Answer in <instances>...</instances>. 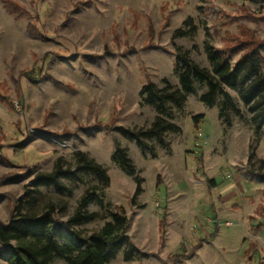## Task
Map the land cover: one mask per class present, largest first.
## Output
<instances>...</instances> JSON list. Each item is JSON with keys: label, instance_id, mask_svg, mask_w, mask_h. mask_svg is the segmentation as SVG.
<instances>
[{"label": "rangeland", "instance_id": "rangeland-1", "mask_svg": "<svg viewBox=\"0 0 264 264\" xmlns=\"http://www.w3.org/2000/svg\"><path fill=\"white\" fill-rule=\"evenodd\" d=\"M188 17L194 33L174 36ZM205 42L232 47L233 61L246 42L257 47L264 62V5L0 0V224L28 191L39 209L66 202L65 211L53 215L60 225L55 235L61 242L75 240L61 223L83 192L95 186L87 209L101 217L73 226L86 239L75 240L76 245L89 243L109 210L122 208L126 245L147 254L123 261L120 250L107 264H264V209L263 215L253 213L256 204L250 202L252 197L264 207V125L256 132L240 103L242 117L229 114L226 121L219 115L220 97L212 106L201 102L206 85L196 82L181 108L168 103L171 117L163 115L178 131L139 135L140 147L119 130L150 127L156 112L142 103L139 91L149 82L178 85L177 47L209 68ZM118 146L142 179L136 196L133 177L111 159ZM77 150L105 168L107 186L80 173L81 182L61 178L70 193L58 194L52 185L34 191L28 185L36 172L52 170L58 157L73 168ZM225 190L234 195L221 203L217 197ZM9 250L0 246V264H7Z\"/></svg>", "mask_w": 264, "mask_h": 264}, {"label": "trees", "instance_id": "trees-1", "mask_svg": "<svg viewBox=\"0 0 264 264\" xmlns=\"http://www.w3.org/2000/svg\"><path fill=\"white\" fill-rule=\"evenodd\" d=\"M249 1L264 5V0ZM182 24V27L175 29L174 36L184 37L194 33L195 27L191 24V18L188 17ZM184 26H188V29ZM240 45L242 51L233 61L230 56L232 47L217 48L205 42L204 52L209 68L198 65L189 57V51H181L177 47L175 70L178 85L174 86L167 80H163V85L160 87L153 82L144 84L139 91L142 103L152 106L156 116L146 131L133 132L129 128L119 127L121 133L125 137L134 139L141 147L143 143L138 138L139 135L153 133L160 136L164 132L178 131V126L163 115L171 117L168 103L181 108L187 94L195 91L196 82L206 85V90L199 94L201 102L212 106L220 97L219 115L226 121H229V114L242 117V106L250 114L249 121L258 132L264 125L263 57L257 47L249 46L246 42H241ZM230 90L234 91L236 96H233ZM198 117L200 116H194L193 119L196 121ZM253 156L252 150L249 158ZM72 157L75 163L73 168L69 163L64 167L62 158L58 157L52 170L36 172L28 185L34 191H37L40 185H52L58 194H63L70 193L71 190L61 182V178L81 182L83 175H91L101 184V188L109 184L105 168L88 157L85 152L77 150L73 152ZM111 159L125 174L133 177L136 184L134 195L140 194L142 179L136 174L135 166L126 149L118 146ZM95 189V186L86 189L67 220L61 223L71 231L76 241L82 243L86 239L81 238L78 231L72 228L74 225L101 217L96 211L87 209V205L96 193ZM65 209L66 202H61L59 205L47 202L39 209L33 196L25 191L24 197L18 199L16 208L8 221L0 224V246L10 249L6 258L7 264H57L56 260L62 261L63 264H107L120 250L123 261H131L147 255L131 244L126 245L129 241L126 234L127 216L122 208L109 210V219L90 235L88 239L90 241L85 246H77L73 239L66 242L59 241L55 230L60 225L53 215L56 211L64 212ZM263 209L264 207L258 204L255 213L263 215Z\"/></svg>", "mask_w": 264, "mask_h": 264}, {"label": "crops", "instance_id": "crops-1", "mask_svg": "<svg viewBox=\"0 0 264 264\" xmlns=\"http://www.w3.org/2000/svg\"><path fill=\"white\" fill-rule=\"evenodd\" d=\"M239 185V184H238ZM240 185H242L243 186V188H244V192L246 193V192H248V189H247V187L245 186V185H243V183L241 182V184ZM214 186H218L217 185V183L215 182L214 183ZM224 187H226V186H224ZM223 189V188H222ZM230 192H228V191H226L225 190V193L224 192H222V193H220L219 195H218V197H217V199L219 200V202H224V201H226V200H228L229 198H231L232 196H229L230 194H229ZM250 202H251V204L252 205H255V207L253 208V213H255V209H256V206L258 205V203H255V199H253L252 197L250 198ZM249 216H251L252 217V214H249L246 218H249ZM254 216V215H253ZM201 246H199V248H200Z\"/></svg>", "mask_w": 264, "mask_h": 264}, {"label": "built area", "instance_id": "built-area-1", "mask_svg": "<svg viewBox=\"0 0 264 264\" xmlns=\"http://www.w3.org/2000/svg\"><path fill=\"white\" fill-rule=\"evenodd\" d=\"M202 136V133L201 132H198V137H201Z\"/></svg>", "mask_w": 264, "mask_h": 264}]
</instances>
